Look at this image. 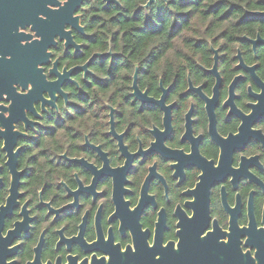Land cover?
<instances>
[{"label":"flooded vegetation","instance_id":"1","mask_svg":"<svg viewBox=\"0 0 264 264\" xmlns=\"http://www.w3.org/2000/svg\"><path fill=\"white\" fill-rule=\"evenodd\" d=\"M55 2L0 0V94L4 93L0 95V108L10 112L7 120L0 115V125L7 128L5 133H0L6 139L7 148L0 151L8 157L5 165L0 167V199L7 193V206L0 207V231L8 233V240L0 241V264H91L94 259L109 257L116 247L126 249L143 243L151 246L171 243L176 246L185 236L202 237L211 233L220 236L222 241L230 236L239 241L242 252H249L253 257L257 253L260 257L264 247V229H260L264 225V5L250 10L247 14L252 16L251 19L242 24L244 30L255 34V38L244 35L233 38L251 51L250 57L237 51L232 57L233 67L225 75L222 66L228 56L225 46L221 45L219 51L212 50L211 68L199 66L208 78L200 87L190 83L188 89L180 91L181 83L177 79L168 86L160 101H154L150 93L148 96L138 95L137 100L141 102L138 113H164V132L153 127L148 133L149 147H138L135 153L119 139L120 136L127 138L128 129L122 134L114 133L119 145L118 157L97 150L94 145H86L90 152H96L104 167L97 171L83 160L66 161L68 167L81 169L91 176V184L84 186L77 181L75 190L57 184V190L63 188L66 195L61 202L53 194L52 203L56 207L39 202L36 209L47 210L42 219L33 215L31 202L24 201L28 184L35 182V169L19 167L28 156V146H38L43 135L51 131L40 123L39 114L32 111V104L38 102L42 91L50 93L54 88L71 89L82 70L80 64L74 63L68 69L73 71L65 74L59 85H50L51 80L45 82L40 71L33 68L34 61L35 65L41 63L42 70L47 68L49 61H46L44 48L48 46L58 50L51 43V37L64 35L63 26L74 24L71 11L82 6V0H69L58 11L45 7L47 3ZM119 7L114 0H107L99 8L93 6L90 23L96 20L99 11L118 10ZM37 13H43L47 19L40 20ZM34 32L42 40L21 46L20 41L31 39ZM91 35L75 28L62 59L82 60ZM6 55L11 59L5 60ZM102 55L93 52L88 60L89 68ZM28 83L33 85L32 89L28 95H21ZM246 83L251 87L242 104L235 90ZM209 84L213 92L211 99L202 90ZM176 92L185 102L189 96L199 97L204 106V117L198 118L197 107L189 106L183 120L177 119L176 114L184 111L183 103L173 102L164 106ZM83 93L84 90L77 93L78 100L84 101L86 96ZM72 107L80 112L77 104H72ZM26 110L32 119H26ZM222 111L226 114L221 121L219 113ZM247 112L250 114L245 115ZM122 115L117 113V117ZM12 121L23 122L22 128L12 132ZM201 127L205 129L202 133L198 131ZM152 137H155V143H152ZM153 156H158L169 167L150 166L141 180L143 165ZM28 158L30 161L37 159L34 156ZM118 160L126 161L123 168ZM136 161L140 162L139 165L134 164ZM130 177H135V180ZM169 181L180 190L179 204L153 198L157 187H163ZM105 184H108V190L104 189ZM51 191L48 183L40 188L45 197ZM109 195L116 208L111 214L106 207L97 206ZM21 201H24L23 207ZM86 203L90 204V211L86 210ZM170 208L174 210L169 211ZM48 218L51 219L50 226L40 231V224ZM9 224L14 227L9 229ZM179 228L181 231L177 234ZM131 230L134 238H130ZM109 232L112 238L106 243L104 237ZM248 239L250 241L246 243ZM33 241L36 243L30 247ZM9 244L12 247H8ZM261 263L254 261V264Z\"/></svg>","mask_w":264,"mask_h":264},{"label":"clouds","instance_id":"2","mask_svg":"<svg viewBox=\"0 0 264 264\" xmlns=\"http://www.w3.org/2000/svg\"><path fill=\"white\" fill-rule=\"evenodd\" d=\"M114 2L120 6L118 9L122 14L120 22L114 23L110 20L109 17L115 16V12L105 13L99 11L96 14L101 19L92 24L89 21V17L94 14L92 7L96 6L99 8L107 3V0H82V6L79 10L74 8L71 11V18L74 24L69 23L63 26L62 33L64 35L57 34L51 37V43L56 45L58 50L48 46L44 48L46 61H49L47 68L42 70L41 63L35 65L47 83L50 80L53 83H58L74 63L83 66L79 75L74 79V86L71 89L60 88L56 90L54 88L50 93L42 91L38 102L32 104V111L39 114L40 123L51 129V131L43 135L38 146H28L30 149L28 156L24 157L19 167L21 169H35V182L28 184L24 201H30L33 215L42 219L45 217L47 210H37L36 205L39 202L43 201L50 207H56L57 205L52 203L53 194L63 202L66 192L63 188L57 190V184L67 185L73 190L77 187V181L84 186L91 184V176L86 175L81 169L68 167L65 163L66 161L72 159L83 160L94 166L97 171L104 167V162L98 159L96 152H90L85 147L86 145L89 147L94 145L97 150H102L114 155V157H118L119 145L114 133L122 134L128 129L127 138L120 136L119 139L135 153L138 147H149L148 133L151 132L153 127H159L160 132H164L165 129L162 127L164 113L161 111L138 113L141 103L137 100L138 95L148 96L150 93L154 101H160L168 86L177 79L181 83L180 91L188 89L190 83L200 87L208 81V78L203 75L199 66L204 65L211 68L212 50L216 49L219 51L221 45L225 46L224 51L228 56L227 62L222 66L225 75L231 71L234 63L232 57L237 54V51L241 55L247 54L249 57L252 54L243 45L236 43L233 38L244 35L254 39L255 34L248 30L238 29L234 26V22L256 0H227L224 5L225 9L237 3L241 6L240 11L228 19H220L215 14L205 15V10L210 5L218 3L219 0H190V6L187 8L181 7V5L188 2V0H114ZM68 3L69 0H56L55 3H47L45 7L52 11H58ZM150 5L170 7L169 17L163 22L159 35L155 37L136 33L133 31L136 25L124 23V18H131L134 10L140 7L142 8V16L139 25L142 27L143 16H151L153 14L154 9L150 8ZM178 13H188L190 19L174 35H171V25L174 22H179ZM37 16L40 20L47 19L43 13H37ZM29 27H32V25H29ZM75 28L97 35L100 46L93 47L91 52L119 53V69L112 70L111 63L89 68L88 60L91 57V53L79 61L62 59L65 47L70 42L69 36L72 35ZM17 31H19V28ZM221 32L225 34L223 36L219 35ZM113 33L117 34V39L115 40L112 39ZM60 37H63V39ZM190 37H195L196 39L190 40ZM72 39H75V36H72ZM41 40L42 37L34 32L31 39L27 41L21 40L20 45L26 46ZM196 40L203 42L201 47H193ZM77 45H79V41H77ZM4 59L9 60L11 56L6 55ZM97 77L107 82L108 86L102 87L99 83H96L95 78ZM228 79L231 80V77L229 76ZM86 84L90 86L86 87ZM13 87H16V85L13 84ZM32 87L33 85L28 83L20 94L28 95ZM250 87L251 84L246 83L235 90V94L241 97L242 104L245 103L244 97ZM80 90H84L87 94V99L84 101L77 99V93ZM202 90L209 99L212 98L211 84H209L207 89ZM0 95H4V93ZM227 98L226 92L225 99ZM173 102L183 103L184 111L176 114V118L181 121L183 120L184 112L188 110L189 106L197 107L199 111L198 118L204 117V106L197 96H189L185 102L181 101L180 93L176 92L167 99L164 106L167 107ZM10 104L11 100H9ZM72 104H77L80 112H77L72 107ZM3 109L0 108V115L7 120L10 117V112ZM117 113H122L123 115L117 117ZM225 114L223 111L219 113L221 121ZM249 114L250 112L245 113V115ZM49 116L55 118L48 119ZM25 117L29 120L32 119L27 110L25 111ZM22 126L23 122L18 124L12 121L11 131L16 132ZM6 131L7 128L0 125V133H5ZM198 131L202 133L205 129L201 127ZM152 143H155V137H152ZM6 148V139L0 136V150H6ZM30 156H34L37 159L30 161L28 158ZM7 159L8 157L4 154V151H0V167L5 165ZM117 163L123 168L126 161L118 160ZM139 163V161L134 162L137 165ZM150 166H158L164 169L169 167L168 164L162 163L158 156H153L148 160L147 164L143 165L141 180H143V175L147 174ZM8 178L11 180V176ZM129 179L135 180V177H130ZM165 179L167 180L168 177ZM44 183H48L52 189L47 197L40 192V188ZM110 183L111 181H109ZM103 187L108 190V184ZM21 191H25V189H21ZM179 195L180 190L176 188L174 182L169 181L163 187H157L153 198L159 201H172L179 204L180 201L177 199ZM24 201L20 202L22 207ZM193 203H195V199ZM6 206L7 193H5V198L0 199V207ZM97 206L106 207L109 214L116 211L110 195L100 200ZM85 208L90 211V204L86 203ZM172 210L174 209H169V211ZM194 213L195 209L193 208ZM50 224V218L44 219L39 226L40 231L49 227ZM139 224L140 218L138 217L137 225L139 226ZM13 227L12 224L8 225L9 229ZM57 227H60V225H57ZM260 229H264V225H261ZM180 231L181 229L179 228L177 234ZM37 235H39V232ZM72 235H75V232ZM111 238L112 233L109 232L104 237V240L107 243L111 241ZM130 238H134L132 230L130 231ZM3 240H8L6 230L0 231V241ZM227 242V240L223 241V243ZM35 243L36 241H33L30 247L34 246ZM54 245L55 241H53ZM148 246L151 247L150 244ZM8 247H12V245L9 244ZM129 249L132 253L136 252L135 246ZM129 249H121L120 252L125 253ZM154 258L158 260L159 255L156 254ZM108 261L109 258L105 257L104 262Z\"/></svg>","mask_w":264,"mask_h":264},{"label":"water","instance_id":"3","mask_svg":"<svg viewBox=\"0 0 264 264\" xmlns=\"http://www.w3.org/2000/svg\"><path fill=\"white\" fill-rule=\"evenodd\" d=\"M35 61L33 68L36 69ZM83 66L80 68L82 69ZM37 71V70H36ZM73 69L67 71L70 74ZM50 85H59L58 83H49ZM227 243H223L220 236L216 234H207L206 236H185L176 244L167 245L155 244L149 247L146 243L136 244V252L132 253L127 247L125 253L120 252L116 247L109 254V261L104 262L105 258L94 259L91 264H254L259 261L264 264V247L261 250V256L253 257L249 252H242L239 241L228 237ZM250 239L246 240L248 243ZM245 243V244H246ZM178 248V250H176ZM159 259H155V255ZM261 263V264H262ZM84 264V263H83Z\"/></svg>","mask_w":264,"mask_h":264},{"label":"trees","instance_id":"4","mask_svg":"<svg viewBox=\"0 0 264 264\" xmlns=\"http://www.w3.org/2000/svg\"><path fill=\"white\" fill-rule=\"evenodd\" d=\"M227 2V0H219L218 3L210 5L207 10H205V15L208 14H215L218 16L220 19H228L231 16L235 15L236 12L240 11V4H232L229 8L225 9L224 5ZM264 5L263 0H256L254 4H251L234 22V26L237 27L238 29L244 30V25H242L244 22L248 21L251 19L252 16L248 15L247 13L250 10L258 9L261 8ZM190 6V0L188 2L184 3L181 5V7L187 8ZM150 8L154 9L153 14L151 16H143V26L141 27L139 25V21L142 16V8L137 7L134 10V14L131 18H124V23L129 24V25H136V27L133 29L134 32L136 33H142V34H147L149 36L155 37L159 35V33L162 30V24L167 20L170 14V7L168 6H163V5H150ZM115 12V16H110V20H112L114 23H119L121 19V12L118 10H111L107 11L105 13H112ZM179 17V22H174L171 25L170 28V34L174 35L181 27H183L187 22L188 19H190L188 13H178ZM101 19V17L97 16L96 20L92 23L94 24L97 20ZM103 27V25H101ZM127 35V33H125ZM225 33L221 32L219 35L223 36ZM98 37L95 33H92L91 39L87 43V47L85 49V55L83 56L82 59L85 58L89 53L91 52V49L93 47H98L100 46L98 43ZM112 39L115 40L117 39V34L113 33ZM190 40L196 39L195 37H190ZM202 41L196 40V43L193 44V47L199 48L202 46ZM103 53V55L99 58H96L93 63L91 64V67H95L97 65H102L106 63H111V69L112 70H118L119 69V64H120V54L119 53H112L108 54L105 52H100ZM95 82L99 83L102 87H107L108 84L107 82L101 80L100 78H95ZM90 85L86 84V87H89ZM87 99V94L84 91L83 93Z\"/></svg>","mask_w":264,"mask_h":264}]
</instances>
